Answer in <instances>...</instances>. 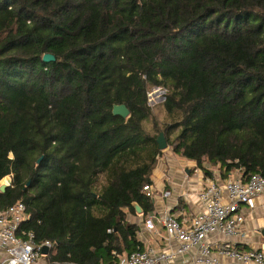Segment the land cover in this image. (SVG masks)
<instances>
[{
  "label": "trees",
  "instance_id": "16d2710c",
  "mask_svg": "<svg viewBox=\"0 0 264 264\" xmlns=\"http://www.w3.org/2000/svg\"><path fill=\"white\" fill-rule=\"evenodd\" d=\"M151 87L175 153L264 175V0H0V209L26 204L51 263L142 248L125 210L154 208Z\"/></svg>",
  "mask_w": 264,
  "mask_h": 264
},
{
  "label": "built area",
  "instance_id": "2783aa9c",
  "mask_svg": "<svg viewBox=\"0 0 264 264\" xmlns=\"http://www.w3.org/2000/svg\"><path fill=\"white\" fill-rule=\"evenodd\" d=\"M144 191L151 198L155 193L152 185L144 186ZM263 193L264 175L261 173L246 179L239 175L224 182L210 180L198 195L204 209L190 218L180 220L171 211L147 216L149 230H154L157 224L165 229L170 249L145 246L124 255L114 252L118 264L171 263L194 249H197L196 255L185 264H221V257L231 259L234 264H264L263 250H242L232 242H224L215 251L207 243L213 234L232 238L241 233L245 222L243 206L254 208L257 197ZM29 217L22 201L0 209V264H37L45 256L44 248L49 251L52 248L50 242L38 244L35 234L23 229Z\"/></svg>",
  "mask_w": 264,
  "mask_h": 264
},
{
  "label": "crops",
  "instance_id": "0c3cea01",
  "mask_svg": "<svg viewBox=\"0 0 264 264\" xmlns=\"http://www.w3.org/2000/svg\"><path fill=\"white\" fill-rule=\"evenodd\" d=\"M159 162L151 175V185L155 191L152 197L154 207L152 212L145 215L143 212L131 213L127 209L125 211L127 212L126 220L138 227L137 236L142 243V248L152 246L157 250H167L171 247L166 241L165 229L157 224L154 230H149L146 225L147 216L153 213L161 215L166 211H171L177 214L180 220L190 218L204 209L198 195L210 180L224 182L240 174L234 172L224 178L219 167H212L204 162V167L211 173L207 174V171L200 168L195 161L175 152L174 155H165V161ZM167 192L169 195L166 196ZM243 210L245 211V222L242 225L241 233L232 238L217 234L209 236L207 243L213 250L217 251L224 242H232L242 250L264 251V193L257 197L254 208L243 206ZM196 252L197 249H194L190 254L180 256L171 263L162 264H185L190 262ZM124 254L127 252L122 255ZM220 259L221 264H234L229 258L221 257ZM37 264L54 263L50 262L46 254L40 258Z\"/></svg>",
  "mask_w": 264,
  "mask_h": 264
},
{
  "label": "rangeland",
  "instance_id": "374dc122",
  "mask_svg": "<svg viewBox=\"0 0 264 264\" xmlns=\"http://www.w3.org/2000/svg\"><path fill=\"white\" fill-rule=\"evenodd\" d=\"M166 93H167V88L164 87H151L148 92V100H149V105L152 108V113L149 119L144 122V128L146 129L147 133L151 135H155L157 137L160 135L161 132L164 133V126H166V124L171 123V119L168 117L164 107ZM177 134H178V130H176L171 135V139L173 140L177 136ZM165 155H174L172 146L168 145L166 149L160 152V156L158 157L157 163L159 161H160L159 163H161V161L164 162ZM157 165L159 164H156L155 168L157 167ZM2 184H6L5 179L0 181V186Z\"/></svg>",
  "mask_w": 264,
  "mask_h": 264
},
{
  "label": "water",
  "instance_id": "95a60500",
  "mask_svg": "<svg viewBox=\"0 0 264 264\" xmlns=\"http://www.w3.org/2000/svg\"><path fill=\"white\" fill-rule=\"evenodd\" d=\"M54 60H55V56L53 54L47 53L43 56L44 62H51ZM112 112L114 115H118V116H121L123 118H128L130 116V110L125 104H115L113 106ZM156 141L158 143V147L160 150H164L168 147V142H167L165 134L163 132L160 133V135L157 137ZM38 162H40V159L38 160ZM5 180H6V184H2L0 186L1 191H5L6 188L9 185H11V183H12V178L10 176H7L5 178ZM133 206L135 207V209L138 213L143 212L142 208L137 203H133ZM48 252H49L48 248H44L43 253L46 255V254H48Z\"/></svg>",
  "mask_w": 264,
  "mask_h": 264
}]
</instances>
